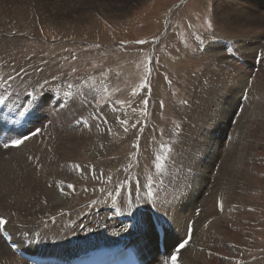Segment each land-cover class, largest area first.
Masks as SVG:
<instances>
[{
	"label": "rangeland",
	"instance_id": "374dc122",
	"mask_svg": "<svg viewBox=\"0 0 264 264\" xmlns=\"http://www.w3.org/2000/svg\"><path fill=\"white\" fill-rule=\"evenodd\" d=\"M40 1L30 2L38 8L31 23L2 29L0 81L9 85L7 89L15 88L12 91L18 94H33L38 89L53 92V100L49 99L47 105L53 114L56 107L58 112L51 118V126L44 130L45 135L50 148L59 154L64 145L74 146L71 150L78 158L69 159L68 164L78 167L82 175L75 173L59 179L52 198L38 201V206L51 203L50 211L39 213L32 197L22 200L24 204H11L16 202L10 198L12 194L0 199V242L8 238L3 224L6 221L17 229L15 236L20 242H14L23 248L33 241L34 248L40 247L39 239L59 236L67 228L75 231L81 217H88L83 229L92 230L97 224L101 227L111 222L115 215L107 194L118 173L123 176L128 173L124 180L137 185L136 197L145 185L149 192L152 190L150 193L157 192L154 194L157 197L162 189L152 187V183L156 185L151 172L153 161L143 171L132 174L133 169L142 167L139 160L145 156L144 148L147 151L149 147H158L159 153L169 158L181 176L183 169H189L188 154H202L210 142L218 139L220 152L216 167L204 187L211 195L222 173L229 142L231 145L234 140L236 145H243L241 174L234 177L237 182L234 222L223 229L224 234L216 231L213 243L205 240L202 258L186 264H264V80L259 78L264 79V51L258 49L255 55L256 51L249 54L246 50L253 41L248 38V32L254 34L247 20L260 18L261 34L257 37L264 38V0H85V8L79 3L69 8L70 0ZM57 6L63 11L56 13ZM42 11L48 17L57 15L60 19L47 21L41 17ZM224 17L234 21L236 17L238 21L245 18L239 26L246 24L240 33H233L234 27L220 29L218 19ZM245 26L247 32L243 30ZM219 37L233 42L229 51L233 49L236 53L224 51L230 43L224 47ZM245 39L248 40L244 43ZM241 43L245 49L239 47ZM222 70H229V76L224 83H218ZM239 72L247 74L248 82L242 81L246 76ZM238 83L241 84L237 87ZM72 99L76 112L72 115V125L65 131L67 102ZM204 115L207 119H203ZM115 121L124 127L120 129L122 132L131 134L128 142L115 134L114 128L119 127ZM98 123L102 127H97ZM86 128L87 138L75 137L72 144L69 142L68 133L77 134ZM99 129H113L109 133L114 142L113 156H125L129 161L122 172L120 161L110 167L107 164L102 170L103 162L109 158L93 157ZM145 132L152 139L141 144ZM206 132L212 134L210 142L204 138ZM129 145L135 147L131 154L127 150ZM214 145L213 142L212 148ZM193 165L195 170L199 168L194 161L190 163ZM201 171L189 177L191 172L187 170V182H193L196 176L199 179ZM115 188L114 194L119 191V184ZM28 192L33 195V191ZM220 195L223 207L226 196ZM219 216L213 215L215 219ZM54 254L55 251H50L45 261L26 253L16 254V259L19 264H49L58 261ZM2 261L0 264H7Z\"/></svg>",
	"mask_w": 264,
	"mask_h": 264
},
{
	"label": "bare ground",
	"instance_id": "6f19581e",
	"mask_svg": "<svg viewBox=\"0 0 264 264\" xmlns=\"http://www.w3.org/2000/svg\"><path fill=\"white\" fill-rule=\"evenodd\" d=\"M30 2L40 3L41 1L0 0V33L2 29L7 28L8 25L12 27L32 22L31 19H34V15L36 14L38 8L35 3ZM76 3H79L82 8H85L86 6V4H83L86 3L85 0H70L69 8L76 6ZM235 8L234 10H236L242 17V13H239V8ZM60 9H62L61 6H57L56 13H59L61 11ZM87 12L89 11L87 10ZM26 15L29 16V19L25 18ZM50 16L51 17L44 15V11L41 12V17L47 21L56 22L55 20L60 19L57 15ZM86 16L88 15H85V18H87ZM61 19L65 20L66 18L64 17ZM259 19L251 20L252 22L247 20L252 24L254 29V34H251L250 32L252 31L248 30L250 31L248 32V38H252L253 40L250 48L247 49L245 46L246 50L249 51V54L256 51V55L258 49L264 51V38L257 37V35L261 34L259 23L262 22ZM218 21L220 27H217L220 29L234 27L235 32L233 33H240L242 31L240 28L246 24H240V27L239 23H242V21H238L237 17L235 21L227 19V17H224V19H218ZM243 30H246V26ZM232 37L234 38V36ZM247 40L248 39H245L243 42L245 43ZM219 43L223 44V46L230 43L229 47L226 45L228 48H223L224 51L227 50L228 53L235 52L233 49L229 51L230 48H232L231 46L233 45V42L231 43L221 40L219 37ZM242 44L243 43L239 44L240 48H244ZM208 50L211 51L210 48ZM259 53L261 54L260 51ZM259 60L260 59H258V61ZM228 71L222 70L220 72L218 83L225 82L229 76ZM238 74L244 75L245 73L239 72ZM245 76L244 80H241L248 82L245 78L249 77H247V74H245ZM238 78L240 79L241 76H238ZM259 78L260 81L264 80L261 77ZM241 83L236 84V86L238 87ZM8 86L9 85L0 81V94L3 91V96H0V141L2 142L0 143V199H7L8 194H12L10 198L14 199L16 202L11 204H16L23 203L21 202L22 200H29V198L32 197V200H34L33 202L37 203L35 204L37 205L35 208L39 213L50 211L53 208L51 203L48 204L49 206H38V201L41 199H48L49 201V199L52 198L54 190L58 188L57 182L59 179L79 173L77 170L78 167H73L68 164L70 163L69 159L72 161L78 155L76 154L75 156L73 154L74 152H72L71 149L74 146L72 147V145H64L62 147L63 152L61 154L54 152L49 146V139L45 135L46 131L44 130L51 126V122L53 120L51 118H54V115L58 112V108L55 106L56 111L53 114L52 108L50 109L47 105L49 99H51V101L53 100V92L38 89L33 94H18L12 91L13 89L15 90V88H12L11 90L7 89ZM245 86L239 90L240 94L243 93ZM68 91L72 92L70 89ZM84 93L85 92L82 91L81 95H84ZM66 94L64 96H66ZM67 103L68 105L64 121L65 128H63L65 131H67L72 125V122L74 121V116L72 115L76 112L74 99L69 100ZM51 113L53 114V117L51 116ZM203 119H207V117L204 115ZM111 121L114 120L111 119ZM115 122L119 126L114 128L115 134L118 136L120 135L126 142H128L131 139V134H125L122 132L120 129L124 127L121 124L119 125L117 121ZM97 127L102 126L98 123ZM112 130L99 129V133L96 135V147L93 157L96 158L105 156L104 159L109 158V160L103 162L105 164L102 165V170L105 169L104 167H106L107 164V166L110 167V165H113V162L120 161V172H122L128 167L127 163L129 161L125 156L122 158H118L116 155L113 156L114 142L113 139L109 137V133ZM87 132L88 129L77 134L68 133V137H70L69 142L72 144V140L75 137L87 138ZM206 137L210 142L212 134L206 132V136L204 134V138ZM149 138L152 139L151 134L145 132L141 137L140 143L143 144L144 141L151 142ZM236 138L238 139V137ZM213 142L215 145L212 148L211 145ZM213 142H210V146L205 148L202 154L192 152L188 154L186 158V166H188L187 168L189 169H183L181 176L178 175L177 169L170 163L169 158L159 153L158 147H149V150L147 151V148H144L145 156L139 160L142 167L141 169H133L132 174L143 171L144 166L148 164L149 161H153V169L151 172L152 178L156 181V185L153 186L152 183V187H157L162 190L158 191L156 189L158 191V195L156 197L154 194L157 192H153V194L150 193L152 190L149 192L145 185L142 187V190L138 192V197H136L135 194L138 190L137 185L133 181L124 180V178L128 176V173H126V176H123L117 172L119 175H116V178L109 185V190H111V192L107 194L111 210L115 217L111 222H106V224L103 223L101 227H99V224L96 223L97 225L92 230H89L88 228L83 229L82 225L85 223V220H88V217H83L82 219V213L79 216L81 217V220H78L81 224L75 231L67 228L62 231L59 236L50 237L48 239H39L40 241L38 242L40 243V247L34 248L33 245L35 244V241H33L31 245L23 248L20 247L21 244H15V242H20V240L15 236V231L17 229L14 228L11 222L8 221L7 223V221H3L4 229L8 237L4 242H6L10 248L6 247L1 239L0 260L3 259L7 264H17L18 259H16V254L23 253L24 255L26 253L32 255L33 259L41 258L45 261L49 252L55 251L54 257H52L58 261L49 264H70L75 257L87 254L88 251L93 248H97L102 251H111L112 249L120 247H132L139 253L143 264H186L192 259L193 262H196V259L202 258L204 254L203 250L205 240L213 243L212 241L217 238L216 231L224 234V230H226L228 224L234 222L233 216L235 215V212H233V210H235V204H237L234 199L236 193L235 185L237 184L234 177L235 175L241 174L239 161L243 159V145L242 147L236 145L234 140H232L231 145L229 142V149L223 157L224 161L222 162V173L220 177L217 178V184L213 189V194L210 195L208 193L209 189L205 191L204 187L206 188L208 183L207 179L213 174L211 170L216 167L215 165L220 152L219 140L214 139ZM134 148L135 147L133 145H129L127 148V150H131L129 151V154L132 153V149ZM192 161H194L195 164L202 170L201 176L199 179L196 176L193 182H187V170L191 172L189 177H194V175H198L200 172L199 168L195 170L194 165L190 166ZM205 161L208 162L204 164ZM74 163L78 165V163L73 161V164ZM248 170H251L250 164L248 166ZM79 174L82 175L81 172ZM90 174H87V176ZM162 183L163 185L161 186ZM118 184L119 191L114 194L116 189L115 186ZM196 184L197 187L195 189ZM28 190L33 191V195L28 194ZM221 193H225L226 196V205L223 207L220 199ZM130 196H132V198H130ZM135 197L137 198V201H135ZM213 201L215 204L214 206ZM219 207H222L223 209L221 213L219 211ZM215 214L220 216L215 219L213 217ZM3 235L2 238L5 237ZM35 238L37 239V237ZM8 239H10V243ZM189 240L190 242L187 243ZM43 241L47 244H44ZM160 244L165 248V252L161 251ZM53 246L55 247L53 248ZM3 254L5 255V258ZM52 257H50V259ZM200 261H202V259Z\"/></svg>",
	"mask_w": 264,
	"mask_h": 264
}]
</instances>
